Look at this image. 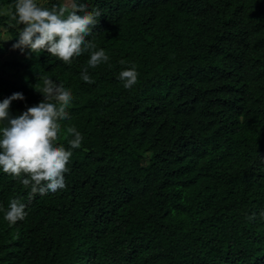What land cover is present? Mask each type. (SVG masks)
<instances>
[{"label": "trees", "instance_id": "trees-1", "mask_svg": "<svg viewBox=\"0 0 264 264\" xmlns=\"http://www.w3.org/2000/svg\"><path fill=\"white\" fill-rule=\"evenodd\" d=\"M87 2L101 15L86 39L107 63L15 49L0 70V100L24 97L11 115L42 99L45 75L63 82L56 143L70 126L84 137L63 190L29 197L0 172V204L27 212L12 225L0 212V264H264V0ZM9 9L0 0L1 46L15 43Z\"/></svg>", "mask_w": 264, "mask_h": 264}, {"label": "clouds", "instance_id": "clouds-1", "mask_svg": "<svg viewBox=\"0 0 264 264\" xmlns=\"http://www.w3.org/2000/svg\"><path fill=\"white\" fill-rule=\"evenodd\" d=\"M5 14L9 26L17 28L13 49L20 52L27 49L33 54L46 50L67 63H71L73 57L89 52L87 65L93 68L109 61L103 48L97 49L91 39H86L92 35L101 15L99 9H89L87 0H41L40 3L37 0H14V9ZM18 25L23 27L18 28ZM6 32L7 28L0 26V34ZM138 75L133 64L122 68L117 79L129 89L137 83ZM80 78L87 83L93 82L86 68L81 70ZM39 95L42 99L38 103L17 115H11L9 108L13 101L24 99L22 93L15 92L0 100V172L19 179L20 184L28 189L29 197L55 193L66 187L67 165L73 150L80 148L84 139L75 126H70L67 128L71 134L68 147L56 143L61 119L69 117L66 109L73 99L69 87L45 75ZM25 208L26 205L15 198L6 208L0 204L3 220L9 225L25 219ZM259 215L264 217V210Z\"/></svg>", "mask_w": 264, "mask_h": 264}, {"label": "rangeland", "instance_id": "rangeland-1", "mask_svg": "<svg viewBox=\"0 0 264 264\" xmlns=\"http://www.w3.org/2000/svg\"><path fill=\"white\" fill-rule=\"evenodd\" d=\"M54 2H56V0H54ZM15 57V49H13L7 41L4 42V46L0 44V70L6 62L13 60ZM4 69L7 70L8 68L4 66Z\"/></svg>", "mask_w": 264, "mask_h": 264}]
</instances>
